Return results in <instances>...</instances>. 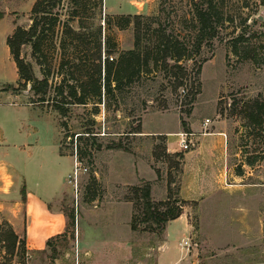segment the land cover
I'll return each instance as SVG.
<instances>
[{"label":"rangeland","instance_id":"obj_1","mask_svg":"<svg viewBox=\"0 0 264 264\" xmlns=\"http://www.w3.org/2000/svg\"><path fill=\"white\" fill-rule=\"evenodd\" d=\"M34 1L0 0V130H8L13 140L9 131L20 130L19 139L30 143L34 160L62 150L64 156L58 164L68 166L62 202L67 226L41 251L17 246L9 253L0 242V264H71L70 257L82 252L87 239H104L91 244L95 252H103L100 261L92 259L93 264H264V122L249 125L244 112L247 100L264 97V63L230 52L227 39L232 30L226 23L218 37L182 62L186 83L177 90L171 86L172 77L158 70L124 86L106 106L99 103L95 110L91 102L72 104L63 116L51 101L32 102L29 83L19 84L18 91L3 89L6 83L18 85L6 37L16 26L31 23ZM224 2L234 23L246 18L248 32L256 30L264 58V6L258 5V0ZM85 4L87 16L82 15L79 22L70 18L75 5L62 0L60 22L54 31L45 27L41 32L39 28L41 63L30 45L21 49L36 78L47 74L50 96L61 78H70L75 67L66 63L68 60L76 62L79 56V68L93 72L100 26L101 40L108 39L113 57L117 51L133 47L132 24L120 29L114 21L105 22V17L155 15L159 0H102L99 5L96 0H85ZM165 7L163 15L169 27L178 15L187 12L182 0H166ZM70 27L82 33L81 42L71 39L67 33ZM64 36L61 47L59 41ZM194 80L200 86L190 103L187 90ZM138 124L140 131H130ZM84 127L96 131L103 144H112L95 150L92 164L87 155L79 157L77 153L76 144L82 150L91 148L88 136L75 139ZM180 131L188 132L192 139L187 149L179 144ZM24 168L28 180L46 175L45 169L36 170L33 163L27 162ZM147 180L154 208L180 206L182 217L171 222L168 234L170 219L162 228L157 220H139L144 208L139 188ZM35 184V192L51 188L48 182ZM4 219L0 214L3 229ZM187 236L196 246L185 254L179 240ZM114 238L119 243H111Z\"/></svg>","mask_w":264,"mask_h":264},{"label":"trees","instance_id":"obj_2","mask_svg":"<svg viewBox=\"0 0 264 264\" xmlns=\"http://www.w3.org/2000/svg\"><path fill=\"white\" fill-rule=\"evenodd\" d=\"M101 1L96 0V4L99 5ZM182 1H185L187 5V12L177 14V21H173V25L170 27L166 26L163 15L166 11V0H159L158 12L155 15L130 14L105 17V22L110 24L111 21H114L120 29L132 24L133 47L117 51L116 56L113 57L110 55L112 52L108 39L101 40L102 29L100 26L97 29L99 39L95 44V53L92 58L93 72L88 73L84 68H79V56L75 58L76 62L68 60L66 63L74 64V70L71 72L70 78H61L54 85V93L50 96L47 74H44L43 78H36L31 63L21 55V49L24 45H30L33 55L41 63L39 53L41 52L42 39H40L38 31L40 28L43 32L45 27H50L54 31L60 22L59 9L62 0H35L30 10L31 23L27 27L16 26L12 33L6 37L5 42L18 75V85L6 83L3 89L18 91L19 84L25 86L29 83L28 89L34 96L31 99L32 102L51 101V106L63 116L67 114L69 106L72 104L91 102L95 106V110L98 109L99 103L106 106L108 100L119 93L124 86H131L136 80L158 70L163 71L166 77H172L170 79L171 86L173 90H177L179 86L186 83L187 73L182 62L192 59L195 54L200 52L204 44H208L218 37L221 28L225 27L226 23L227 27L232 30V35L227 39L230 52L241 59H248L258 64L264 63V58L260 53L262 45L256 36V30L248 32L249 25L245 24L246 18H241L240 21L237 20V23H234L235 18L226 10L224 0ZM70 2L75 5L70 13V18H77L80 22L82 15L87 16L85 0H70ZM257 4L264 6V0H258ZM168 17L169 14L166 15L167 19ZM186 23L189 25L184 28ZM80 26H82V22ZM184 29H187L188 32H184ZM67 33L76 43L81 42V32L70 27ZM65 41V36L60 39L61 47H64ZM74 45L73 51H76L77 45ZM103 50L104 54H102ZM85 59H87L86 56ZM63 65L64 62H61V69ZM199 69L200 66H197L195 74L198 75ZM199 86L200 83L197 80L190 83L187 90V93L190 94V103L195 99ZM189 110L190 107L187 108V112ZM244 112L249 125H262L264 122V97L255 96L247 100ZM92 121L94 122V118H91ZM65 123L66 121L62 119L61 124L64 126ZM139 125L130 131H140ZM83 135L91 138V148L82 150L76 144L77 153L79 157L87 155L90 164L93 163L95 150H99L103 146H112V144H103L101 140H98L97 132L91 127H84L83 130L78 131L75 139H80ZM150 188L148 180L139 188L144 207L139 220H157L162 228L168 219L180 214V206L174 204L163 210L154 208ZM3 222L6 224V228H1L2 222H0L1 247L9 253H13L17 246L26 250L23 237L15 232L7 220L4 219ZM50 242L51 238L47 240V245Z\"/></svg>","mask_w":264,"mask_h":264},{"label":"crops","instance_id":"obj_3","mask_svg":"<svg viewBox=\"0 0 264 264\" xmlns=\"http://www.w3.org/2000/svg\"><path fill=\"white\" fill-rule=\"evenodd\" d=\"M7 131L0 130V214L12 225L15 232L23 237L27 251H41L47 248L49 238L63 232L67 226V215L62 208V202L66 194L65 178L68 166L61 167L58 164L64 156L60 152L56 153L57 155L32 159L30 143L19 139L20 130L9 131L14 134V140L9 138ZM27 162L33 163L36 170L45 169L46 175L40 177V180L34 176L28 180V173L24 168ZM33 178L36 183L48 182L51 188L33 191L32 185L36 186L35 182L32 183ZM180 217L182 213L169 220L165 234H168L171 222ZM98 242H104V239H87L83 242L82 252L77 251L75 257L67 254L72 259L71 264H93V258L94 262L100 261L103 252L97 253L91 246L92 243ZM111 243L119 241L114 238ZM164 247L165 244L162 248Z\"/></svg>","mask_w":264,"mask_h":264},{"label":"built area","instance_id":"obj_4","mask_svg":"<svg viewBox=\"0 0 264 264\" xmlns=\"http://www.w3.org/2000/svg\"><path fill=\"white\" fill-rule=\"evenodd\" d=\"M178 135H180V137H179L180 146L183 149H187L192 143V139L187 136L188 132L180 131V132H178ZM77 167H78V162L76 159V161L73 163V168H72L74 170V173L77 171ZM195 246H196V242L192 241V239L188 236L182 237V239L179 240V248L181 250H184L185 254H187L190 251V249L195 247ZM196 264H198V262H196Z\"/></svg>","mask_w":264,"mask_h":264}]
</instances>
